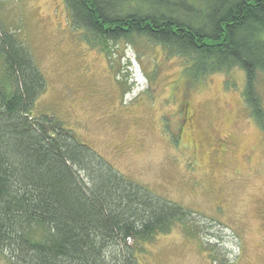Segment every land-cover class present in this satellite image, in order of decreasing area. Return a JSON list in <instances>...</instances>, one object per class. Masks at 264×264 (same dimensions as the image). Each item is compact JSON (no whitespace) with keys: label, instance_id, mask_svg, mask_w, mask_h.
<instances>
[{"label":"rangeland","instance_id":"374dc122","mask_svg":"<svg viewBox=\"0 0 264 264\" xmlns=\"http://www.w3.org/2000/svg\"><path fill=\"white\" fill-rule=\"evenodd\" d=\"M0 25L44 78L34 118L60 121L129 183L189 212L140 246L138 264H264V128L241 70L193 79L184 59L144 38L102 51L72 27L63 0H1ZM256 93L264 117L262 75ZM184 101L195 124L181 132ZM224 136L231 148L215 158L205 141Z\"/></svg>","mask_w":264,"mask_h":264},{"label":"trees","instance_id":"16d2710c","mask_svg":"<svg viewBox=\"0 0 264 264\" xmlns=\"http://www.w3.org/2000/svg\"><path fill=\"white\" fill-rule=\"evenodd\" d=\"M63 2L102 51L144 38L184 59L193 79L241 70L244 102L264 128V0ZM44 89L27 49L0 25V263L138 264L140 246L189 212L129 183L60 121L34 118Z\"/></svg>","mask_w":264,"mask_h":264},{"label":"flooded vegetation","instance_id":"af4514ba","mask_svg":"<svg viewBox=\"0 0 264 264\" xmlns=\"http://www.w3.org/2000/svg\"><path fill=\"white\" fill-rule=\"evenodd\" d=\"M177 114L180 118L179 129L181 132L185 131L186 129L190 130L192 127H194L195 116L191 111L189 102L184 101L181 107L177 110ZM231 142L232 141L230 137L224 136V139L217 137L216 141H214V144L212 146L209 145L207 141H205V145H207V147H210V151L216 158V156L223 157V155L227 153V151L231 148ZM262 213L264 218V207ZM262 225L264 227V223Z\"/></svg>","mask_w":264,"mask_h":264}]
</instances>
